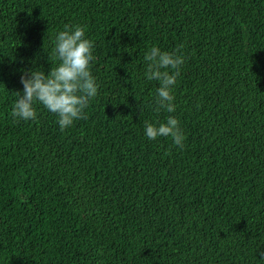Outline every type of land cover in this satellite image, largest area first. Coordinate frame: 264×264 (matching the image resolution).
Segmentation results:
<instances>
[{
  "label": "trees",
  "instance_id": "trees-1",
  "mask_svg": "<svg viewBox=\"0 0 264 264\" xmlns=\"http://www.w3.org/2000/svg\"><path fill=\"white\" fill-rule=\"evenodd\" d=\"M70 24L95 45L87 118L18 120ZM151 46L185 57L174 113ZM169 115L183 148L144 135ZM0 264H264V0H0Z\"/></svg>",
  "mask_w": 264,
  "mask_h": 264
},
{
  "label": "clouds",
  "instance_id": "clouds-1",
  "mask_svg": "<svg viewBox=\"0 0 264 264\" xmlns=\"http://www.w3.org/2000/svg\"><path fill=\"white\" fill-rule=\"evenodd\" d=\"M94 47V42L86 35L85 26L65 25L53 41L52 57L58 63L51 71L46 72L42 67L22 70L23 92H16L12 116L25 122L35 120L40 105L57 117L61 130L71 128L77 120L86 119V110L98 96L100 87L91 70L95 60ZM144 60V77L159 85L156 88V111L174 113L177 107L174 91L185 57L178 52L151 46ZM144 135L148 140L171 137L177 148H183L186 139L180 121L174 115H169L165 121H144Z\"/></svg>",
  "mask_w": 264,
  "mask_h": 264
}]
</instances>
